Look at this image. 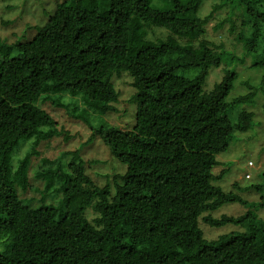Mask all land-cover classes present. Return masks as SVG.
Here are the masks:
<instances>
[{
  "label": "trees",
  "instance_id": "obj_1",
  "mask_svg": "<svg viewBox=\"0 0 264 264\" xmlns=\"http://www.w3.org/2000/svg\"><path fill=\"white\" fill-rule=\"evenodd\" d=\"M202 3L57 0L46 23L29 28L38 36L60 31V43L35 56L14 43L0 57V242H9L0 264H247L249 240L258 256L251 264H264V222L259 233L219 246L206 243L204 229L231 224L242 231L264 215V171L262 182L241 193L217 184L229 169L218 156L235 133L255 128L254 111L243 106L264 89V48L248 66L263 70L261 81L242 82L248 92L231 97L235 69L207 87L228 54L218 31L227 21L229 31L239 26L242 48L254 52L264 0H221L215 9L239 6L242 21L214 25V37L210 14H199ZM154 28L170 32L158 41ZM117 82L133 89V123L128 108H118L124 89ZM45 103L86 122L89 139H101L120 160L105 184L87 172L79 150L44 154L62 135ZM115 113L124 126L91 125L92 116ZM22 141L29 147L17 157ZM251 189L256 198L245 194ZM233 203L246 211L216 214Z\"/></svg>",
  "mask_w": 264,
  "mask_h": 264
},
{
  "label": "rangeland",
  "instance_id": "obj_2",
  "mask_svg": "<svg viewBox=\"0 0 264 264\" xmlns=\"http://www.w3.org/2000/svg\"><path fill=\"white\" fill-rule=\"evenodd\" d=\"M56 1L57 0H0V57L5 52L14 48V43H16L18 48L28 50L33 56L36 55L37 50H39L41 46L49 47L54 43L59 44L63 37L60 31L44 32L38 36L34 28H29L31 25L45 24L48 20V16L55 9ZM65 1L70 3L73 0ZM220 3L221 0H203L199 12L201 17H206L210 14L208 29L210 30L211 37H214L212 32L214 25L222 21L225 22V20L230 18L239 24L242 21V10L239 6L232 7L230 3H228L223 8L215 9ZM225 23L226 25L223 29L218 31L217 35L224 32L221 34L222 37L218 35V40H224L225 50L228 54L223 56L222 65L219 68L213 69L210 73L207 87L212 88L216 81H220L223 77V71L235 69L238 71L239 76L237 81H235V89L231 94V97H234L238 93H246L249 91V88L245 84H242V82L249 81L255 85V83L261 81L263 70L248 66L251 65L253 60L260 56L263 51L264 33L258 43L257 49L254 50V52H247L245 48H242V42L238 40L237 33L239 31V26L235 30L229 31V28H231L230 22L227 21ZM154 32L159 38L158 41H160L164 40L170 31L168 29L154 28ZM152 34L153 33H149L147 38L153 39ZM224 34H226L225 37ZM176 39L180 41V43L186 45L193 42L191 39H187L184 36L177 35ZM232 55L238 56L240 59L232 58ZM117 83L124 89L118 108L120 110L128 108L129 116L126 118L128 122L132 121L133 123L134 111L132 105L127 102L128 92L131 90L132 93L133 89L119 84V82ZM44 106L49 109L52 115L57 119L58 129L62 131L61 136H56L52 139L50 144H47V149L44 150V154L53 158L58 156L62 150H79L80 155L85 160L87 172L98 179L100 183L105 184L107 176L104 174L110 173L113 168H119L118 165L121 164L120 160L116 157L109 156L108 149L101 139L98 137L89 139L93 131L86 122L70 116L64 108L55 106L52 103H45ZM243 108L254 111V130L246 133H235L236 137L231 142L229 149L218 156V159L229 168L224 176L217 181V184H220L227 192L241 193L239 192L241 187L263 181L262 177L259 176V172L264 171V89L258 92V96L255 98L254 103L245 104ZM132 115L133 118L131 120ZM103 122H109L119 126L125 125V122L117 113L112 114V116H110V114L92 116L91 125L97 126ZM44 144H42L41 147L44 148ZM27 147H29L28 141H22L20 147L17 148L18 151L16 150L14 155L17 152V157H19L20 152L24 153L28 150ZM250 161L254 163V166L250 164ZM224 165L219 166L216 170L220 172L221 169L225 168ZM248 172L251 173V177L247 176L246 173ZM236 183H238L239 187L235 185ZM253 192L255 191L251 189L245 194L250 199H253L256 198L254 194H251ZM222 209L223 210L216 212V214L221 215L222 213H227L236 215L246 211V208L240 203L224 205ZM263 222L264 215H262L258 221L249 224V226L242 231H238V228L231 224L220 228L205 225L206 243L219 246L238 234L242 236H252V234L260 232L259 228ZM8 243L9 242H0V250H5L8 247ZM253 248L252 241L249 240L245 249L246 261L242 263L246 262L247 264H251L252 260L258 259L255 249Z\"/></svg>",
  "mask_w": 264,
  "mask_h": 264
},
{
  "label": "built area",
  "instance_id": "obj_3",
  "mask_svg": "<svg viewBox=\"0 0 264 264\" xmlns=\"http://www.w3.org/2000/svg\"><path fill=\"white\" fill-rule=\"evenodd\" d=\"M247 176L250 177V174H248Z\"/></svg>",
  "mask_w": 264,
  "mask_h": 264
}]
</instances>
